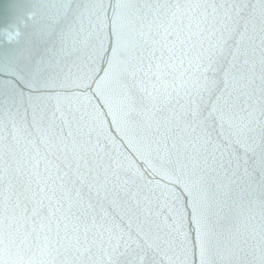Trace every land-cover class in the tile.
I'll list each match as a JSON object with an SVG mask.
<instances>
[{
	"label": "snow or ice",
	"instance_id": "6c2138e0",
	"mask_svg": "<svg viewBox=\"0 0 264 264\" xmlns=\"http://www.w3.org/2000/svg\"><path fill=\"white\" fill-rule=\"evenodd\" d=\"M52 7L43 49L0 55V264H264V0ZM34 18L0 27V48ZM78 111L104 156L77 142ZM117 188L132 215L104 207ZM233 206L258 210L260 240L219 250L210 214Z\"/></svg>",
	"mask_w": 264,
	"mask_h": 264
},
{
	"label": "water",
	"instance_id": "95a60500",
	"mask_svg": "<svg viewBox=\"0 0 264 264\" xmlns=\"http://www.w3.org/2000/svg\"><path fill=\"white\" fill-rule=\"evenodd\" d=\"M136 2V0H134ZM185 2V0H181ZM58 0H0V27L8 24L11 20L14 19L16 14H19L24 11H31L34 13V20L30 22L27 28L22 29V35L20 37L18 44L6 45L3 48H0V55L8 53L12 49H23L28 46H35L37 48L43 49L46 46L47 34H46V23L49 15L54 12L53 5L57 4ZM76 117L80 121L81 127L77 133V142L83 143L88 142L86 145L87 148L91 149L92 145H96V133L91 132L89 135V117L85 112L78 111L76 112ZM106 141L101 138L100 144L96 145L95 151H89L91 157L96 158V154L99 153V156H104V148ZM71 148V144L69 145ZM16 152V160L11 161V158H8L12 163L13 168H19V171L16 173V181L22 183L27 180L28 165L25 163L28 156L32 154L30 145L24 139L23 135L20 136V144L14 145ZM43 150V149H42ZM0 151H3V146L0 144ZM54 163H57L55 157H51ZM105 159H107L105 157ZM123 166V165H122ZM2 167V165H0ZM115 167V165H113ZM44 165L41 163L40 170L43 171ZM111 172V169L109 170ZM120 179L116 181L117 184H121L125 179H129V184L127 187L131 191H135V184L132 183L129 177H126L123 171L119 172ZM97 179L100 183L104 182L105 175L103 169L99 171ZM115 177L109 175V180H114ZM112 187L111 184L108 185ZM131 191L127 194L121 189L117 188L113 190L108 195L107 200L104 201V207L112 210L110 205L112 201L115 200L119 207L117 211L127 212L131 208V212H128V215H132L136 212L135 204L130 199ZM127 202V203H125ZM231 203V201H229ZM128 215L125 216L127 220ZM260 216L258 214L255 220L249 219V213L245 209H241L237 206L231 208H221L216 210V214H210V226L212 229L211 235L209 237L210 244L219 250H224L226 248L236 249L238 246L251 247L253 244H258L260 240L259 228H260ZM256 231H253V229ZM194 239V233L192 234ZM247 241V245H245Z\"/></svg>",
	"mask_w": 264,
	"mask_h": 264
}]
</instances>
